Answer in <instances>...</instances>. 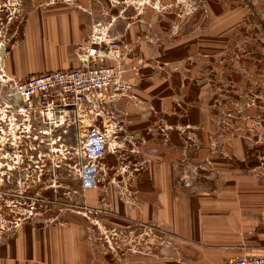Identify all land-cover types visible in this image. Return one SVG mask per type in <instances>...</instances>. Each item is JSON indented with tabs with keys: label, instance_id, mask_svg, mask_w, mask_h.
Wrapping results in <instances>:
<instances>
[{
	"label": "rangeland",
	"instance_id": "rangeland-1",
	"mask_svg": "<svg viewBox=\"0 0 264 264\" xmlns=\"http://www.w3.org/2000/svg\"><path fill=\"white\" fill-rule=\"evenodd\" d=\"M240 1L246 8L238 12L239 25L208 28L204 36L205 51L217 55L198 54L184 61L188 73L178 80L184 88L169 92L165 117L147 123L141 132L135 128L127 133L135 125L127 102L138 100L131 84L124 96H105L97 106H90V101L82 105L78 124L72 112L63 123L51 124L37 108L22 110L12 104L6 79L16 75L9 72V62L21 69H50L72 50V61L78 64L97 22L111 28L119 18L136 20V8L141 7L171 8L161 14L177 20L163 29L159 42L171 44L178 54L183 0H0V264L33 262L38 251L34 257L24 253V241L39 242L40 233L44 238L45 232L61 229L75 228L71 238L83 246L80 264H108V254L117 259L142 254L154 244L163 250L166 243H177V236L159 224L133 221L119 227V202L129 208L141 205L144 187L138 184L149 178L152 163L166 165L155 175L167 181L173 197L184 199L186 213L187 196L199 191L262 194L264 0H255L262 4L259 12L248 8L251 0ZM166 2L172 4L163 9ZM67 12L74 13L79 35L89 24L73 43L60 42L55 34L58 27L70 24L64 17ZM154 34L148 39L159 40ZM158 66L168 76L171 69H182V56ZM147 109L154 110L147 107L146 113ZM237 182L239 187L231 185ZM262 208V201L250 203L245 212L260 216L262 224ZM236 234L224 237L254 252L264 244V236L246 227L238 226ZM55 240L59 238L51 239ZM173 252L178 264H188L185 252Z\"/></svg>",
	"mask_w": 264,
	"mask_h": 264
},
{
	"label": "crops",
	"instance_id": "crops-1",
	"mask_svg": "<svg viewBox=\"0 0 264 264\" xmlns=\"http://www.w3.org/2000/svg\"><path fill=\"white\" fill-rule=\"evenodd\" d=\"M242 3L243 1L240 0H183L182 52L178 54L176 52L179 50L174 49V46L170 48L171 44L169 46L159 42L164 34L163 29L177 20L161 14V11L167 13L170 11L171 8L164 9V7L171 6L172 3L170 4V2L161 4L164 10L159 8L153 10L154 8L150 7L136 8L138 16L136 20L119 18L110 28L112 36L123 44H129L127 46L131 45L133 47L130 57L125 61L127 70L124 72V77L131 84V91L137 94L138 100L133 102L128 100L127 102L129 117L135 123L133 127H129L131 130H128L127 133L133 132V130L136 132V129L141 132V128H145L147 123L160 121L165 117L163 112L168 106L169 92L181 87L184 88L182 84L181 86L179 85L180 81H178L181 78V74L183 76L184 72L187 71L184 70L187 69V67H184V61L191 57L194 58L198 54L200 56L212 54L216 56L217 51L213 53L205 51L206 42H204V36L208 32L210 33L207 29L232 28L239 25L241 19L238 17V12L246 8V5ZM261 5L255 0H251L247 6L259 12ZM154 11L156 12L154 13ZM73 14V12L64 14L65 20L69 21L70 24L68 27L62 25L55 31L56 36H59L60 42L68 41L73 43L79 35L80 25L72 17ZM86 24L87 27L83 32L81 31L79 39L89 28L88 22ZM154 31H156V34H154L156 37L160 36L159 40L148 39V36L150 38ZM177 40L179 39L174 41ZM178 48H180V45ZM66 54L68 55L65 56V61L62 64L57 63L50 66V69L43 70L16 68L15 66L12 67V63L9 62V72L15 74L17 78H24L47 70L77 65L76 61H72V50ZM180 56H182L183 61L182 69H171L172 71L169 72L170 76L165 75L158 64L165 61L176 62V60L180 59ZM137 58L141 59L138 63ZM137 66H139L138 72L135 71ZM147 107H152L154 110L147 109L148 113H146L145 109ZM141 108L142 111L139 110ZM174 140L176 143H180L177 136L174 137ZM149 144L152 143L150 142ZM163 146L167 147L166 145ZM145 147L149 148L148 145ZM166 149L164 151H167ZM148 167V171H152V173L149 174V178L141 179V184H138V186L144 187L142 189L144 190L142 197L145 198H141V205L129 208L119 202L117 212L119 227H126L133 221L159 224L161 228H166L177 236L174 238L177 243H166V247L163 250L157 249L154 244L142 254L129 253L123 258L117 259L108 254L106 255L108 264H178L173 255L174 248L188 255V264H220L225 258L230 256L242 253H264V244L256 247L259 252H254L255 248L240 246L233 239L227 240L224 237L237 235L236 229L238 226L246 227L251 234L264 236V223L258 222L260 216H249L245 212L247 204L262 201V216H264V189L261 195H254L253 191L247 194L241 191L238 193V190L235 191L236 194H234V190H222L224 193L230 192L232 194H220L221 192L218 194L219 191L216 192L217 194L215 192L199 191L187 196L190 208L186 213L183 211L184 208L182 206L184 199L179 200L177 197H173L168 191L167 181L163 178H157L155 175V171L163 172L166 170V165L152 163ZM231 185L233 187L240 186L238 182ZM72 230H75V228ZM72 230L61 229L59 231L45 232L44 238H42L43 234L40 233L42 241L35 243L31 241L32 239L25 240L24 253H29L34 257L35 251H38L34 261L26 264H80L79 257L83 246L80 248L78 241L71 238V233H75ZM56 236L59 241H51ZM165 250L167 251L166 254L159 253V251ZM43 257L44 259H42Z\"/></svg>",
	"mask_w": 264,
	"mask_h": 264
},
{
	"label": "built area",
	"instance_id": "built-area-1",
	"mask_svg": "<svg viewBox=\"0 0 264 264\" xmlns=\"http://www.w3.org/2000/svg\"><path fill=\"white\" fill-rule=\"evenodd\" d=\"M95 26L91 44L79 55L77 65L24 78L7 77L12 104L22 110L37 108L43 121L51 124L57 120L63 123L65 115L72 112L78 124L81 107L86 102L97 106L103 103L105 96L126 95L130 85L124 77L125 61L133 48L126 47L110 34L109 23L97 22ZM220 264H264V253L230 256Z\"/></svg>",
	"mask_w": 264,
	"mask_h": 264
},
{
	"label": "bare ground",
	"instance_id": "bare-ground-1",
	"mask_svg": "<svg viewBox=\"0 0 264 264\" xmlns=\"http://www.w3.org/2000/svg\"><path fill=\"white\" fill-rule=\"evenodd\" d=\"M82 166V165H81Z\"/></svg>",
	"mask_w": 264,
	"mask_h": 264
},
{
	"label": "water",
	"instance_id": "water-1",
	"mask_svg": "<svg viewBox=\"0 0 264 264\" xmlns=\"http://www.w3.org/2000/svg\"><path fill=\"white\" fill-rule=\"evenodd\" d=\"M2 50V49H1Z\"/></svg>",
	"mask_w": 264,
	"mask_h": 264
}]
</instances>
